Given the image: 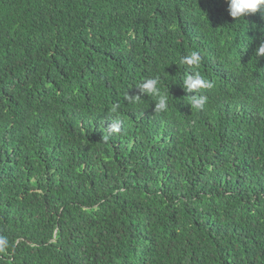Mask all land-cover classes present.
Masks as SVG:
<instances>
[{
  "label": "trees",
  "instance_id": "1",
  "mask_svg": "<svg viewBox=\"0 0 264 264\" xmlns=\"http://www.w3.org/2000/svg\"><path fill=\"white\" fill-rule=\"evenodd\" d=\"M227 8L0 0V264H264V8Z\"/></svg>",
  "mask_w": 264,
  "mask_h": 264
},
{
  "label": "clouds",
  "instance_id": "2",
  "mask_svg": "<svg viewBox=\"0 0 264 264\" xmlns=\"http://www.w3.org/2000/svg\"><path fill=\"white\" fill-rule=\"evenodd\" d=\"M228 13L234 20L244 19L252 13H256L261 8H264V0H227ZM257 57L264 56V42H261L255 49ZM202 62V57L198 51H192L189 55L180 57L179 64L187 65L192 71L185 72L182 78V88L185 93H190L189 103L191 109L202 110L207 104L208 98L205 95L197 94L199 90H204L212 87L211 82L198 70H196ZM160 78L149 77L139 83L136 88L138 93L134 96L139 100L141 96L147 94L155 98L154 111L157 113L167 112L169 109V95L162 92L158 85ZM120 122L116 121L109 125V133H118L120 131ZM107 139V137H104ZM10 246L9 238L6 235L0 234V254L6 253Z\"/></svg>",
  "mask_w": 264,
  "mask_h": 264
}]
</instances>
